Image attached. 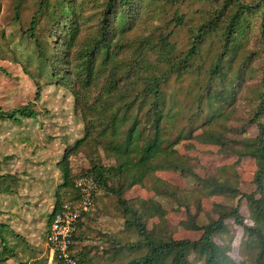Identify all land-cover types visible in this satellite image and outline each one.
<instances>
[{"label":"trees","instance_id":"16d2710c","mask_svg":"<svg viewBox=\"0 0 264 264\" xmlns=\"http://www.w3.org/2000/svg\"><path fill=\"white\" fill-rule=\"evenodd\" d=\"M2 2L7 17L5 12L0 19V59L20 63L37 91L26 104L10 110L0 105V123L37 121L41 94L51 85L70 93L82 123L81 136L66 144L58 161L60 182L43 240L54 215L79 201L76 178L91 174L99 185L97 209L80 218L72 236L80 264H95L99 256L110 264H264V0ZM0 71L6 73L5 67ZM195 142L236 160L203 166L189 154ZM77 154L90 164L79 173L71 164ZM246 158L256 163L251 193L240 189L238 168ZM159 171L193 182L181 188ZM19 180L0 161V196L16 193ZM135 186L154 194L145 202L126 198ZM219 196L237 204L214 202L217 217L201 224L203 200ZM160 198L185 209L176 227ZM111 199L123 222L119 235H106L102 249L86 244L88 221ZM243 200L248 216L241 212ZM230 220L243 229L239 263L230 254ZM177 228L201 235L176 238ZM11 258L46 264L48 254L0 218V264Z\"/></svg>","mask_w":264,"mask_h":264},{"label":"rangeland","instance_id":"374dc122","mask_svg":"<svg viewBox=\"0 0 264 264\" xmlns=\"http://www.w3.org/2000/svg\"><path fill=\"white\" fill-rule=\"evenodd\" d=\"M7 1V0H3ZM2 2V3H3ZM6 9L1 5L0 19ZM7 17V12L5 18ZM10 28H8L9 30ZM0 65L5 67L6 73L0 71V105L4 110H10L21 104H26L35 98L37 85L34 80L25 73L20 63L0 59ZM41 114L37 121L26 119L21 125L0 123V161L6 169V173H12L20 180L16 193L0 196V218L12 223L16 231H20L30 243L43 245L44 255L47 251V242L43 240L41 231L45 229L48 214L54 203V193L60 182V170L58 161L61 159L67 143H73L82 134V123L73 110V98L70 93L54 85L48 86L41 94L38 102ZM251 136L256 135L257 129L251 127ZM196 149L189 152L191 156L200 158V164L214 168L222 164L233 163L235 156H220L218 147L195 142ZM180 152H186L184 146ZM71 164L75 173L89 167V161L83 154L72 155ZM256 163L253 158L244 159L239 168L240 189L251 193L256 189L253 183ZM197 172L204 175V169ZM159 177L166 179L176 186L188 188L193 178H186L175 171H159ZM153 191H148L140 186H135L125 193L126 198L135 197L139 202H145ZM14 196H17L16 198ZM168 209V221L172 226L186 217L183 208L178 211L172 209L174 204L160 198ZM238 199H230L222 196L206 198L203 200L205 213L201 215L200 223H206L208 218H216L213 213V203L223 202L229 207L237 204ZM105 207L99 205V212L88 221L89 242L98 248L106 247V235L114 233L119 235L123 227L122 218L114 211L113 200H105ZM70 204V203H68ZM193 209V208H192ZM241 212L248 216L246 201L241 203ZM153 220H151V223ZM230 226L233 235V248L231 256L239 263L244 258L243 229L235 225L231 220ZM201 231L175 229L176 238L198 239ZM221 242L220 238L216 239ZM101 246V247H100ZM97 249V248H96ZM194 258V256H192ZM3 264H20L18 260L11 258ZM95 264H110L102 256H99ZM197 264H201L200 261Z\"/></svg>","mask_w":264,"mask_h":264},{"label":"built area","instance_id":"2783aa9c","mask_svg":"<svg viewBox=\"0 0 264 264\" xmlns=\"http://www.w3.org/2000/svg\"><path fill=\"white\" fill-rule=\"evenodd\" d=\"M80 198L77 203L66 204L53 217L48 234V259L46 264H80L71 251L72 236L84 215L96 211L95 193L99 189L96 178L91 174L76 178Z\"/></svg>","mask_w":264,"mask_h":264},{"label":"crops","instance_id":"0c3cea01","mask_svg":"<svg viewBox=\"0 0 264 264\" xmlns=\"http://www.w3.org/2000/svg\"><path fill=\"white\" fill-rule=\"evenodd\" d=\"M86 219V217L83 219V220H85ZM42 233V232H41ZM48 252V246H47V251H46V253Z\"/></svg>","mask_w":264,"mask_h":264}]
</instances>
